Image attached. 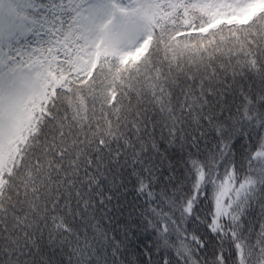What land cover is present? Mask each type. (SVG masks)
Instances as JSON below:
<instances>
[{"label":"snow or ice","instance_id":"1","mask_svg":"<svg viewBox=\"0 0 264 264\" xmlns=\"http://www.w3.org/2000/svg\"><path fill=\"white\" fill-rule=\"evenodd\" d=\"M0 264H264V0H0Z\"/></svg>","mask_w":264,"mask_h":264}]
</instances>
